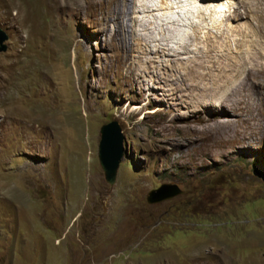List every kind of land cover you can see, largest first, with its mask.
<instances>
[{
	"label": "rangeland",
	"instance_id": "374dc122",
	"mask_svg": "<svg viewBox=\"0 0 264 264\" xmlns=\"http://www.w3.org/2000/svg\"><path fill=\"white\" fill-rule=\"evenodd\" d=\"M141 1L133 29L147 43L127 35L124 50L106 0H0V264H264V88L220 101L183 79L214 56L180 46L177 72L169 46L208 26L194 0L171 13ZM230 3L216 24H264L263 0ZM160 41L148 64L143 47ZM113 121L126 153L111 187L98 147ZM164 184L183 194L148 204Z\"/></svg>",
	"mask_w": 264,
	"mask_h": 264
},
{
	"label": "bare ground",
	"instance_id": "6f19581e",
	"mask_svg": "<svg viewBox=\"0 0 264 264\" xmlns=\"http://www.w3.org/2000/svg\"><path fill=\"white\" fill-rule=\"evenodd\" d=\"M229 1L231 2V0H194L195 6L191 7L193 9L192 14L202 17V19L199 20L197 24L198 26H208V28L200 32H193L192 34L189 33L190 35H188V41H176L178 45L175 46H179V50H173L172 46H169V50H171V53L174 54L173 57L175 59L180 57L178 64L175 65L176 70L174 69L177 72L183 70L181 48L186 49L188 48V45H190L196 54H201L202 62L203 54L214 56V58H210L208 65L204 66V71L197 70L198 72H188L190 70H184L189 74L187 75L183 71V79L189 78L191 83H197L199 87L203 88V90L209 94L212 91L211 88L218 87V90L223 91L221 98L219 97L220 101L221 99L228 98L231 94H234L237 95L236 99H242L245 102L247 100V93L252 91L253 88H264L262 84L264 83V46L262 43V38H264V24L258 21L248 20L244 21V23L239 22L236 24V27L230 26V29L236 28V30H247L244 33L232 31L227 28L226 25L223 26L216 24L217 19L213 18L216 14H227L231 11L232 7ZM139 3V0H106V20L114 24V37L117 40H121L120 47L122 46L124 50H126L127 46H123L122 43L127 35L133 36V40L140 44L141 42H146V40H148L145 36H142L143 34H138V31L133 29L137 23V19L134 17V15ZM139 7H141V5ZM168 7L169 8L167 9L170 13L174 9L182 10L177 0L173 2L169 0ZM144 9L147 8L144 7ZM151 10L153 9L150 8V11ZM188 11H186V13H188ZM189 12L191 13V11ZM251 12V9L247 11V13ZM180 15L177 14V17H175L176 19H170L171 21L169 24H171V27L173 26L175 29L177 26L181 27V25L176 24V22L182 19V15ZM238 16L239 14H236L235 17L230 15L228 17V21L232 22L234 18ZM261 16L264 19V12L261 14ZM155 19L157 20V18ZM182 23H186V27H188V23L190 27L193 26V22H191L189 17H186ZM245 23H249L250 25L244 26ZM250 26L253 27V30ZM160 30L163 31L162 27ZM166 34H169V32ZM151 38L152 37H150V39ZM159 43L160 46L157 51H153L151 46L147 44L143 47L142 53L144 55L149 57H151L150 55L153 56V58L148 57V64L149 62H159V58L156 59V57L159 55L161 50H164V45L161 44V41ZM212 46L226 47V51L223 54L213 53L211 51ZM227 53H231L232 55L227 56ZM126 58V55L123 54L122 60H125ZM147 69L149 70L148 67ZM206 83H208L207 86Z\"/></svg>",
	"mask_w": 264,
	"mask_h": 264
},
{
	"label": "water",
	"instance_id": "95a60500",
	"mask_svg": "<svg viewBox=\"0 0 264 264\" xmlns=\"http://www.w3.org/2000/svg\"><path fill=\"white\" fill-rule=\"evenodd\" d=\"M8 35L0 30V54L8 51ZM100 143L98 147V160L104 174L105 182L113 187L117 182V174L121 160L126 150L124 136L118 122L113 121L100 129ZM179 187L171 184H164L160 188L149 192L147 202L156 205L182 195Z\"/></svg>",
	"mask_w": 264,
	"mask_h": 264
},
{
	"label": "clouds",
	"instance_id": "9594fccd",
	"mask_svg": "<svg viewBox=\"0 0 264 264\" xmlns=\"http://www.w3.org/2000/svg\"><path fill=\"white\" fill-rule=\"evenodd\" d=\"M173 1H176V0H171V2H173ZM174 10H175V9H174ZM173 12H174V11H173ZM192 16H193V15H192ZM181 17L183 18V17H185V16H181ZM190 19H191V18H190ZM193 21H196V20L194 19ZM184 28H185V27H184ZM184 28H183V29H184Z\"/></svg>",
	"mask_w": 264,
	"mask_h": 264
}]
</instances>
